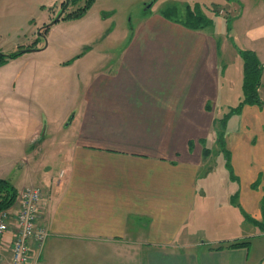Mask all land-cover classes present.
I'll list each match as a JSON object with an SVG mask.
<instances>
[{"label":"crops","instance_id":"obj_1","mask_svg":"<svg viewBox=\"0 0 264 264\" xmlns=\"http://www.w3.org/2000/svg\"><path fill=\"white\" fill-rule=\"evenodd\" d=\"M26 1L0 0V15L34 10ZM234 4L231 33L224 15L193 29L158 9L118 57L99 51L87 65L91 51L66 63L36 36L60 6L35 25L32 15L0 17V51L29 48L0 65V178L18 195L43 189L38 222L49 236L34 255L48 264H264V104L247 103L227 121L234 177L218 143L217 120L243 98L239 48L264 64V0ZM60 74L70 86L65 130H44L59 114ZM259 92L264 101V70ZM12 239L0 264L11 260Z\"/></svg>","mask_w":264,"mask_h":264},{"label":"rangeland","instance_id":"obj_2","mask_svg":"<svg viewBox=\"0 0 264 264\" xmlns=\"http://www.w3.org/2000/svg\"><path fill=\"white\" fill-rule=\"evenodd\" d=\"M24 1L30 3L29 1ZM201 1H208L210 6L205 7L203 10L207 13L208 16L212 18V16L216 14L215 11H219L218 15H224L225 17H227V12L233 10L232 7L235 5L234 2H237L240 9L244 8V6H248L249 8L251 7L252 9L255 3L262 0H226V3L222 7L224 11L218 5H211L212 2L209 1L212 0H96L89 9L90 15L85 17L82 21L73 22L70 20L75 19L61 18L53 25H51L42 36H39L38 30H36L35 33L37 38H39L40 40L46 41L47 39V42H49L48 49H54L55 53L65 59L66 63H72L74 60L73 58L76 57V55H83L84 53H88L91 51V54L86 56V60L83 61L86 62L87 65L93 63L99 51L109 53H115L117 51L116 53L118 57L121 50L128 42L127 36L128 34H130V32H132V28L135 27L142 19H145L151 13L156 12L158 9L166 15H169L171 17H176L177 15L180 18L181 15L185 14L186 6L188 4L193 6L195 3H200ZM60 3L61 0H35L33 5L34 10H28L24 15L22 14V11H20V14L11 13V15H9V11H6L4 14L0 15V17L8 19L20 16L27 19L29 15H32L31 20L35 25V23L43 20L46 14L57 11ZM149 4H151L152 6L148 8ZM72 8L73 7H70V9ZM60 11L61 8L57 11V14ZM57 14L55 15V17L57 16ZM250 18H252L251 13H249L248 18H245L244 22L250 20ZM27 26L24 25V30L30 34V27L28 28ZM10 31H12V28L10 29ZM42 32H44V29H42ZM231 32L232 28L229 30V33ZM7 39L8 41L6 45L9 46L14 43L13 40H15V37L11 35ZM77 40H83L84 42L78 49L76 47ZM70 47L77 50L68 53ZM0 53L4 52L0 51ZM81 65V63H77L76 69H78V67H80ZM71 73H73V71L65 72V74L68 75V78ZM62 78V74H60L59 80L61 81L59 82L56 93L59 114L56 120H52L50 124H44V130H65L64 124L66 121H63L60 118V109L67 101L70 86L69 81L66 79L63 81ZM10 175V178L13 181L17 182L20 171L17 169ZM45 257L47 258V256Z\"/></svg>","mask_w":264,"mask_h":264},{"label":"trees","instance_id":"obj_3","mask_svg":"<svg viewBox=\"0 0 264 264\" xmlns=\"http://www.w3.org/2000/svg\"><path fill=\"white\" fill-rule=\"evenodd\" d=\"M96 0H63L61 3V10L65 7L62 18L77 19L84 16ZM70 7H73L70 9ZM70 9V10H69ZM177 10V9H176ZM218 15L219 11H215ZM168 17H171L167 15ZM172 18V17H171ZM182 21L186 26L193 29H203L213 24V19L207 15L200 3H195L193 6L188 4L186 6L185 14L181 15ZM178 19V16L174 17ZM232 18L227 17L228 31L232 28ZM29 49V48H26ZM24 48H20L10 54H0V65L4 64L8 59L17 57L23 53ZM244 59V83H243V98L239 104L232 107L223 118L217 120L218 129V143L223 148L227 156V166L230 169L231 175L234 177L230 156L228 150L225 148V129L229 117L236 112H239L247 103L264 104L258 91L261 83L262 71L264 69L263 63L259 60L255 51L250 49L239 48ZM205 153H209V149L205 148ZM18 197V190L15 185L8 179L0 178V210L12 207ZM264 211V197L262 201Z\"/></svg>","mask_w":264,"mask_h":264},{"label":"built area","instance_id":"obj_4","mask_svg":"<svg viewBox=\"0 0 264 264\" xmlns=\"http://www.w3.org/2000/svg\"><path fill=\"white\" fill-rule=\"evenodd\" d=\"M42 198L43 189L30 186L20 192L12 207L0 210V253L5 236L13 235L7 264H48L40 254L33 253L34 246L42 252L49 236L46 226L38 222Z\"/></svg>","mask_w":264,"mask_h":264},{"label":"water","instance_id":"obj_5","mask_svg":"<svg viewBox=\"0 0 264 264\" xmlns=\"http://www.w3.org/2000/svg\"><path fill=\"white\" fill-rule=\"evenodd\" d=\"M152 5L149 4L148 7H151ZM65 11V7L57 14V16L48 24L44 25L45 28H48L49 26H51L52 24H54L55 22H57L58 20H60V18L62 17L63 13ZM27 49H24L23 52H25ZM0 54H4V53H0Z\"/></svg>","mask_w":264,"mask_h":264}]
</instances>
